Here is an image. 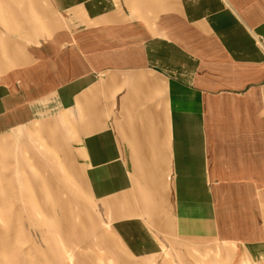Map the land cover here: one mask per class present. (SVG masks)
<instances>
[{"label":"crops","instance_id":"crops-1","mask_svg":"<svg viewBox=\"0 0 264 264\" xmlns=\"http://www.w3.org/2000/svg\"><path fill=\"white\" fill-rule=\"evenodd\" d=\"M29 1L0 0L13 169L68 158L136 254L168 235L264 263V0Z\"/></svg>","mask_w":264,"mask_h":264},{"label":"rangeland","instance_id":"rangeland-1","mask_svg":"<svg viewBox=\"0 0 264 264\" xmlns=\"http://www.w3.org/2000/svg\"><path fill=\"white\" fill-rule=\"evenodd\" d=\"M19 157L0 149V264H264L240 257L225 240L168 235L154 236L159 251L136 254L122 240V218L90 193L68 158L53 154L49 164L38 156L34 165L43 169H13Z\"/></svg>","mask_w":264,"mask_h":264},{"label":"bare ground","instance_id":"bare-ground-1","mask_svg":"<svg viewBox=\"0 0 264 264\" xmlns=\"http://www.w3.org/2000/svg\"><path fill=\"white\" fill-rule=\"evenodd\" d=\"M29 1V0H28ZM35 1V0H34ZM38 1V0H37ZM2 3V2H1ZM29 3H30V1H29ZM35 4H36V2H35ZM4 6V5H3ZM11 7V6H10ZM40 7V6H39ZM13 10V9H12ZM16 12H17V10H15ZM6 13V12H5ZM39 14V13H38ZM20 15V14H19ZM42 16V15H41ZM32 30V29H31ZM64 45V44H63ZM62 45V46H63ZM1 47V46H0ZM9 50H10V48H9ZM11 51V50H10ZM12 53V52H11ZM4 54V53H3ZM10 54V53H9ZM7 58V57H6ZM32 60H33V58H32ZM36 60V59H35ZM6 65H7V63H6ZM23 65V64H22ZM11 66V65H10ZM1 68H2V66H1ZM3 70V69H2ZM1 71V70H0ZM5 73V72H4ZM136 73V72H135ZM135 73H134V75H135ZM138 73V72H137ZM0 74H1V72H0ZM143 74V73H142ZM137 75V74H136ZM138 75H139V73H138ZM133 78V77H132ZM151 80H153V79H151ZM155 80V79H154ZM149 81V80H148ZM157 81V80H156ZM156 81H155V83L154 84H156ZM154 82V81H153ZM133 83V82H132ZM141 83V82H140ZM139 83V84H140ZM154 84H152V85H154ZM151 84H150V86H152ZM143 86V85H142ZM157 86V85H156ZM141 87V86H140ZM154 87V86H153ZM144 88V87H143ZM156 88V87H155ZM155 88H153V89H155ZM97 89V88H96ZM157 89V88H156ZM151 90V89H150ZM141 91H142V89H141ZM151 92L153 93V91L151 90ZM130 93V92H129ZM151 93V94H152ZM158 95V94H157ZM156 95V96H157ZM151 96V95H150ZM155 96V97H156ZM149 98V97H148ZM151 98H152V96H151ZM60 100V99H59ZM82 100V99H81ZM130 100V99H129ZM122 101V100H121ZM128 100H126V102H127ZM88 103V102H87ZM90 103V102H89ZM124 103H125V101H124ZM124 105V104H123ZM80 107H82V106H80ZM131 110H133V109H131ZM88 111V110H87ZM92 111V110H91ZM89 112V111H88ZM134 112V111H133ZM84 113V112H83ZM116 113V112H115ZM123 114V113H122ZM87 115V114H86ZM95 115V114H94ZM135 116H136V114H134ZM84 116V115H83ZM89 116V115H88ZM119 116V115H118ZM65 117V116H64ZM88 118V117H87ZM87 118H86V120H87ZM68 119V118H67ZM89 119V118H88ZM72 122V121H71ZM84 124V123H83ZM87 124V123H86ZM90 124H93V123H90ZM95 124V123H94ZM72 125V124H71ZM75 125H77V124H75ZM74 126V125H73ZM72 126V127H73ZM84 126V125H83ZM96 127V126H95ZM90 128V127H89ZM63 129V128H62ZM99 129V128H98ZM118 129V128H117ZM30 131V130H29ZM64 131V130H63ZM83 131H84V129H83ZM103 131V130H102ZM122 131V130H121ZM74 136V135H73ZM123 145V144H122ZM76 146V145H75ZM135 154V153H134ZM124 158V157H123ZM131 158H133L132 156H131ZM133 160V159H132ZM91 162V161H90ZM134 163H136V161L134 162ZM140 163V162H139ZM137 166V165H136ZM145 166V165H144ZM149 166V165H148ZM147 166V167H148ZM138 168V167H137ZM142 169V168H141ZM144 169V168H143ZM142 169V170H143ZM147 169V168H146ZM155 169H157V167L155 168ZM154 171V170H153ZM156 171V170H155ZM146 172V171H145ZM155 173V172H154ZM142 174V173H141ZM143 176V175H142ZM168 176V175H167ZM146 177H147V175H146ZM86 178V177H85ZM84 178V179H85ZM155 178V177H154ZM162 179V178H161ZM133 180V179H132ZM146 180V179H145ZM155 180H157V179H155ZM163 180V179H162ZM158 181V180H157ZM164 181V180H163ZM136 182H137V180H136ZM135 182V183H136ZM141 182H143V180L141 181ZM44 184V183H43ZM159 184V183H158ZM160 185V184H159ZM26 185H23V187H25ZM143 186V185H142ZM145 186V185H144ZM147 187V186H146ZM43 188V187H42ZM143 188V187H142ZM138 191V190H137ZM147 192H148V190H147ZM135 193V192H134ZM139 193V192H138ZM143 194V193H142ZM135 197V196H134ZM137 198V197H136ZM149 199H151V198H149ZM212 199V198H211ZM144 200V199H143ZM143 200H141V201H143ZM109 202V201H108ZM151 202H153V199H151ZM150 202V203H151ZM149 203V204H150ZM154 203V202H153ZM213 203V202H212ZM63 204H64V202H63ZM112 204V203H111ZM140 204V203H139ZM213 207H214V205H213ZM87 208V207H86ZM86 208H82L81 209V214H82V216L80 217V219H81V221L82 220H86L87 219V217H85L84 215H85V211H87L86 210ZM69 213V212H68ZM116 214V213H115ZM166 221V220H165ZM169 221V220H168ZM171 222V221H170ZM84 223V222H83ZM81 224V223H80ZM169 227V226H168ZM73 230H76V229H73ZM83 233V232H82ZM82 233H79V234H82Z\"/></svg>","mask_w":264,"mask_h":264}]
</instances>
